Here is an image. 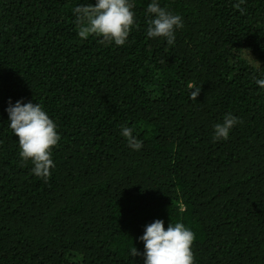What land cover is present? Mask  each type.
I'll use <instances>...</instances> for the list:
<instances>
[{"label": "trees", "instance_id": "1", "mask_svg": "<svg viewBox=\"0 0 264 264\" xmlns=\"http://www.w3.org/2000/svg\"><path fill=\"white\" fill-rule=\"evenodd\" d=\"M94 2L0 0V264H143L157 219L195 233V264H264V0H159L183 18L173 46L133 0L122 47L78 37ZM9 100L57 125L47 182L20 162ZM226 113L242 123L213 142Z\"/></svg>", "mask_w": 264, "mask_h": 264}, {"label": "clouds", "instance_id": "2", "mask_svg": "<svg viewBox=\"0 0 264 264\" xmlns=\"http://www.w3.org/2000/svg\"><path fill=\"white\" fill-rule=\"evenodd\" d=\"M237 7L239 5H236ZM133 0H95L94 4H81L74 9L78 37H96L99 43L122 47L136 23ZM151 18L147 21L146 36L149 39L163 38L173 46L176 32L184 27L183 18L162 7L159 0H151L146 7ZM255 84L264 90V73L255 79ZM200 91L194 90L192 98L197 99ZM7 127L17 137L18 156L21 164L32 165L31 174L47 182L55 168L53 149L61 137L57 125L40 103L11 100L5 109ZM242 123L238 117L226 113L222 122L213 126V142L227 141L235 126ZM120 135L126 139L133 151L143 148V142L134 135L128 125L121 126ZM195 233L182 222L170 223L165 229L163 220H155L145 226L138 238L143 243V264H195L193 246ZM133 257L140 255L135 248Z\"/></svg>", "mask_w": 264, "mask_h": 264}, {"label": "rangeland", "instance_id": "3", "mask_svg": "<svg viewBox=\"0 0 264 264\" xmlns=\"http://www.w3.org/2000/svg\"><path fill=\"white\" fill-rule=\"evenodd\" d=\"M243 58L251 65L254 67H259L260 66V62L259 60L256 58V56L254 54L251 53V51H245L243 53Z\"/></svg>", "mask_w": 264, "mask_h": 264}]
</instances>
